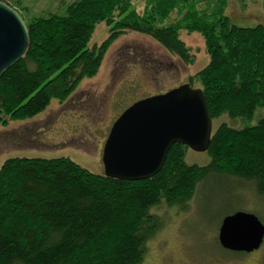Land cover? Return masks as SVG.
Wrapping results in <instances>:
<instances>
[{
  "label": "trees",
  "instance_id": "trees-1",
  "mask_svg": "<svg viewBox=\"0 0 264 264\" xmlns=\"http://www.w3.org/2000/svg\"><path fill=\"white\" fill-rule=\"evenodd\" d=\"M0 2L20 15L28 11L20 0ZM65 7L23 19L30 47L0 78L1 126L64 102L98 74L110 46L127 32L152 38L185 65L195 56L181 33L203 37L210 61L189 83H200L213 121L224 115L250 121L264 108V25L234 24L228 0H148L143 14L132 0H75ZM101 23L109 36L90 46ZM187 150L174 144L162 170L141 181L94 174L65 157L8 159L0 169V264H141L157 228L150 209L192 199L209 176L251 184L264 199V118L244 128L221 124L205 167L187 165Z\"/></svg>",
  "mask_w": 264,
  "mask_h": 264
},
{
  "label": "rangeland",
  "instance_id": "rangeland-1",
  "mask_svg": "<svg viewBox=\"0 0 264 264\" xmlns=\"http://www.w3.org/2000/svg\"><path fill=\"white\" fill-rule=\"evenodd\" d=\"M22 18L63 13L75 0H20ZM148 0H132L140 14ZM227 15L241 27L264 25V0H228ZM109 36L106 23L97 26L90 46ZM195 56L185 65L152 38L136 32L119 37L106 52L98 74L84 79L64 102L53 100L37 116L0 125V169L11 158H69L88 171L103 175V148L113 123L136 101L163 94L189 83L210 61L205 41L198 33H181ZM194 88H201L199 82ZM264 108L252 120H231L229 115L214 120V131L227 123L236 128L256 125ZM187 165L210 164L208 152L186 151ZM243 211L257 214L264 223V199L253 186L224 176L202 181L192 199L172 206L161 202L149 213L156 231L147 241L141 264H264V243L250 254L236 255L222 249L218 241L225 216Z\"/></svg>",
  "mask_w": 264,
  "mask_h": 264
},
{
  "label": "water",
  "instance_id": "water-1",
  "mask_svg": "<svg viewBox=\"0 0 264 264\" xmlns=\"http://www.w3.org/2000/svg\"><path fill=\"white\" fill-rule=\"evenodd\" d=\"M28 28L22 16L0 2V78L27 56ZM214 131L204 91L190 83L138 100L114 122L103 149L104 175L141 181L157 175L176 143L196 152L209 150ZM218 241L222 249L250 254L264 243V223L243 211L225 216Z\"/></svg>",
  "mask_w": 264,
  "mask_h": 264
}]
</instances>
